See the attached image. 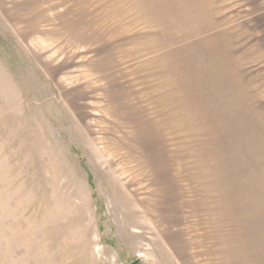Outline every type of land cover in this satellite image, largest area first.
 Here are the masks:
<instances>
[{
  "label": "rangeland",
  "instance_id": "obj_1",
  "mask_svg": "<svg viewBox=\"0 0 264 264\" xmlns=\"http://www.w3.org/2000/svg\"><path fill=\"white\" fill-rule=\"evenodd\" d=\"M264 264V0H0V264Z\"/></svg>",
  "mask_w": 264,
  "mask_h": 264
},
{
  "label": "trees",
  "instance_id": "obj_2",
  "mask_svg": "<svg viewBox=\"0 0 264 264\" xmlns=\"http://www.w3.org/2000/svg\"><path fill=\"white\" fill-rule=\"evenodd\" d=\"M132 264H139V261H135L134 263H132Z\"/></svg>",
  "mask_w": 264,
  "mask_h": 264
}]
</instances>
